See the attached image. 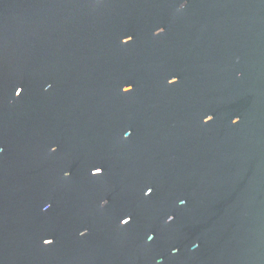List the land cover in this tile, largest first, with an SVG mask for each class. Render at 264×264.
I'll use <instances>...</instances> for the list:
<instances>
[{
  "label": "water",
  "instance_id": "water-1",
  "mask_svg": "<svg viewBox=\"0 0 264 264\" xmlns=\"http://www.w3.org/2000/svg\"><path fill=\"white\" fill-rule=\"evenodd\" d=\"M0 149V264H60L63 157L174 189L191 264H264V0H0Z\"/></svg>",
  "mask_w": 264,
  "mask_h": 264
},
{
  "label": "flooded vegetation",
  "instance_id": "flooded-vegetation-1",
  "mask_svg": "<svg viewBox=\"0 0 264 264\" xmlns=\"http://www.w3.org/2000/svg\"><path fill=\"white\" fill-rule=\"evenodd\" d=\"M111 148L112 143L106 149L110 156ZM116 164L110 157L107 170L93 177L79 162L70 164L73 168L68 172L65 158L60 159L58 180L42 193L43 204L50 205L42 223L59 234L51 254L58 256L60 264H191L190 250L182 252L191 246L189 232L176 229L181 208L174 200V189L161 186L157 193L143 196L138 183L117 171ZM102 199L108 201L104 207H100ZM126 214L132 220L122 225ZM170 215L173 219L168 221ZM81 231L86 234L81 236ZM149 234L154 235L152 241L147 240Z\"/></svg>",
  "mask_w": 264,
  "mask_h": 264
},
{
  "label": "snow or ice",
  "instance_id": "snow-or-ice-1",
  "mask_svg": "<svg viewBox=\"0 0 264 264\" xmlns=\"http://www.w3.org/2000/svg\"><path fill=\"white\" fill-rule=\"evenodd\" d=\"M181 5L184 6V3H181L180 6H181ZM133 39H134V37H133L131 34H128V35H126V36L121 40V43L124 44V45H127V44H129L130 42H132ZM177 82H178V77H176L175 75H173L170 79L167 80V83H168L169 85H173V84H175V83H177ZM50 87H51L50 84H49V85H46V87L44 88V90L47 91ZM132 90H133V85H131L130 83L127 84L126 86H123V87L121 88V92L124 93V94H127V93L131 92ZM21 91H22V89H21L20 87H17V88L15 89V95H16V96H19V95L21 94ZM205 117H207V119H206V120L203 119V122H204V123H208V122H210V121L214 118V117H213L212 115H210V114H209V115H206ZM205 117H204V118H205ZM236 123H237V122H236ZM234 124H235V123H234ZM130 135H131V131H130V130H125V131L123 132V137H124V138H128ZM55 150H56V149L54 148V150H52V151H55ZM0 151H3V149H0ZM67 174H68V172L65 171V172H64V175H67ZM90 174H91L93 177H95V176H99V175H102V169L99 168V167H96L94 170L91 169ZM152 191H153V189H152L151 187H149V188L147 189V191L144 193V195H145V196H148ZM180 201H182V205L185 203V201H184L183 199H181ZM107 204H108V201H107L106 199H102V200L100 201V207H104V206H106ZM49 207H50V205L47 204V203H45L44 206H43V210L46 211V210H48ZM169 217H171L170 220L168 219ZM172 219H173V217H172L171 215L167 217V220H168V221H171ZM131 220H132V216H131L130 214H126V215L124 216V218H122V219L120 220V223H121L122 225H127V224H129V223L131 222ZM85 234H86L85 231H81V232H80V235H81V236H83V235H85ZM153 239H154V235L149 234V235L147 236V240H148V241H152ZM53 242H54V241L51 240V239H44V240H43V243H44L45 245H51ZM194 247H195V245H194Z\"/></svg>",
  "mask_w": 264,
  "mask_h": 264
},
{
  "label": "clouds",
  "instance_id": "clouds-1",
  "mask_svg": "<svg viewBox=\"0 0 264 264\" xmlns=\"http://www.w3.org/2000/svg\"><path fill=\"white\" fill-rule=\"evenodd\" d=\"M180 7L183 8L184 6L181 5ZM237 119H238V118H234V119L232 120V123H233V124L236 123V122H237ZM170 219H171V217H169V220H170ZM157 264H159V261H157Z\"/></svg>",
  "mask_w": 264,
  "mask_h": 264
}]
</instances>
